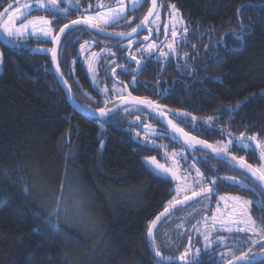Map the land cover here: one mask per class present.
Here are the masks:
<instances>
[{
    "label": "trees",
    "instance_id": "obj_1",
    "mask_svg": "<svg viewBox=\"0 0 264 264\" xmlns=\"http://www.w3.org/2000/svg\"><path fill=\"white\" fill-rule=\"evenodd\" d=\"M15 1L0 0V14ZM95 3L81 0L84 7ZM161 3L175 4L189 29L186 42L178 48L181 54L159 63L153 58L139 73L120 68L116 78L125 81L133 94L161 98L163 106L175 110L170 116L179 126L209 142L225 146L241 133L264 140V0H158ZM149 7L150 0H144L129 12V23L119 21L108 29H131ZM47 12L56 15L54 34L76 17L75 12L66 18ZM90 32H68L61 43L59 63L77 101L98 110L125 95L112 72L118 66L130 67L126 58L130 44L126 43L131 40L111 45L115 46V60L108 56L100 65V81L108 88L104 95L98 93L101 88L92 83L77 57L82 42L92 38ZM10 40L12 44L0 41V264H159L154 248L165 257L187 253L176 264H216L220 248L202 251L195 258L186 231L165 222L173 208L177 177L164 153L180 148L186 154L182 168L194 165L207 181L221 178L214 184V197L233 194L257 201L260 206L252 204V214L264 228V191L256 182L202 150L193 149L191 154L146 111L124 109L110 122L76 111L55 76L49 51L33 50L35 46L50 50L51 41ZM101 47L103 42L95 44V48ZM143 59L147 61V54ZM134 78L139 82L136 85L131 83ZM116 85L122 87L123 95L113 91ZM168 88L170 93L159 95ZM237 105L239 109L234 110ZM177 111L200 123L193 128L191 120L173 115ZM146 116L151 125L159 127V135H154L158 144L148 143V148L142 147L145 139L138 133ZM230 151L255 166L261 163L258 153L235 146ZM152 157L174 174L175 182L150 170L145 160ZM67 176L77 181L75 189L83 191L82 201L89 195L104 207L88 228L62 225L58 205ZM222 178L243 181L251 190ZM166 207L169 212L149 237L151 222ZM156 232L162 250L155 247ZM252 246L237 249L235 257ZM262 248L264 244L257 252Z\"/></svg>",
    "mask_w": 264,
    "mask_h": 264
},
{
    "label": "snow or ice",
    "instance_id": "obj_2",
    "mask_svg": "<svg viewBox=\"0 0 264 264\" xmlns=\"http://www.w3.org/2000/svg\"><path fill=\"white\" fill-rule=\"evenodd\" d=\"M116 2L120 5L119 7L113 8L111 5H96L98 9L100 8H107V11H97L95 16H89V15H82L77 17L74 20H71L69 23L64 24L63 27L59 29L58 34H54L53 30L51 27H45L48 25H51L54 21L43 19V18H36L35 20L29 21L27 24H21L19 27H10L12 24L13 20L16 17V13H21V9H17L16 13H13L11 16L8 17V22L3 25V31L6 33L7 37L17 38V42H21L22 38L25 35L29 36H36L39 38H43L45 41L50 40L56 45H59L61 42L62 37H66L67 33L70 31H76V30H85V31H95L97 33L102 32V27L101 26H110L111 24L115 23L116 20L118 19H123L128 11H134L138 5L142 4V0H131V2L128 4L127 7L124 6V0H116ZM61 3H67V7L60 8L59 5ZM92 6L90 5L89 8ZM175 8V6H171ZM243 7V6H242ZM79 8L78 0H36V2L29 6L25 4L23 6V14H27V12H30L32 10H45V11H55L58 16H61L63 18H66L71 11L77 10ZM89 9H84V12H87ZM155 15L156 19L150 20V17H153ZM159 17V12L157 10V0H152V7L148 9V15L145 16L144 20L140 25H137V27L132 28L131 32L127 33H119V34H113L109 33L108 35H118L119 38L121 39H131L134 34L139 33L140 30L142 29H147L151 35L152 29L147 28V25L153 24L156 26V32L157 35L159 34V24H157V20ZM37 24L40 25L39 28H37ZM29 25H32L30 28ZM177 25L181 26L183 28V32L178 34L176 31ZM165 28V40L161 41L160 45H154L149 43L148 47L145 49H138V52L143 55L147 54V61H141L137 60L135 56H131L130 59L134 61L138 65V71L142 70L144 67V64L147 62H150L153 58H156L157 63H159V60L161 58L163 59H168L171 57V55L175 52V44L180 43V42H186V35L189 31L187 27L183 26V21L182 20H173L172 22V29H171V37H172V43H167V34H168V25L164 26ZM149 40V36H145L143 38V41H139L141 43L147 42ZM166 45L167 51L164 50V46ZM81 50H85V46H81ZM157 50H159V56L157 57L156 53ZM40 51H50L52 54V61L55 63L57 60V48L53 47L52 49H40ZM2 55V54H0ZM122 71L127 72V69H121ZM115 72V70H113ZM56 72L59 73V66L57 64L56 66ZM133 85H136L139 83L138 81L135 80V78L131 82ZM98 93L106 95L108 92V89H97ZM115 91V89H113ZM166 93H170V88L168 89H162L159 93V95H165ZM70 97V93L68 94ZM131 99V102H134L136 105H143L145 106L144 108H141L140 111L144 110H149L150 114L153 115L155 118H157L160 121L166 122V125L168 127V131L171 132V135L173 137H176L179 139L180 137L177 134H182L183 136V143L188 146L190 149H194L196 147H200L201 149H210L211 152L214 154V158H219L225 160V162H235L232 163L231 166L236 168L239 172H241L242 175L248 177L251 180H254L260 184H264V142H260L257 140L256 137H247L245 136L244 133H241L240 137H235L232 136L231 140L229 141L228 145H225L223 147V150L221 151L220 149L214 148L212 145H209L206 141L202 140H196L195 137L189 138V134L185 133L183 129L177 128V126L173 123L172 120L167 119L168 116V110H165L163 106L157 104L155 101L145 99V98H140V97H131L130 93L128 97H121V100L124 103L128 102V99ZM107 103V101H105ZM87 108V106H83ZM240 105L236 106V109L238 110ZM120 108L119 105L115 106L114 109H107V108H100L98 110H93L88 108L87 111L91 113V118L93 119H101L104 120L105 122H110V118L115 114V111H118ZM225 110L227 109V106H225ZM178 119L181 120H191L192 121V127L195 128V125L197 123H200L199 121L196 120V118L189 116L187 113L183 112H175L173 113ZM211 120V118H210ZM214 123V121H212ZM209 123V122H205ZM145 129L148 128L147 125L144 126ZM210 127V124H209ZM222 131V130H218ZM159 135V133H156ZM167 134V132L165 133ZM231 136V133L228 134ZM139 136H137V140H139ZM191 141H195V143H191ZM253 141L255 143L253 144ZM230 146H235L238 148H241L244 151L250 152V153H258V159L260 160L259 166H253L252 164H249L245 157H236V156H227L226 153L229 152ZM142 147L148 148L149 144L147 141V138H145ZM157 149L159 146H155ZM179 156L181 158L186 159L184 157L183 153H180ZM200 159H206V157H202ZM145 163L149 166L150 170L154 174H158L161 177H167L168 182H175V177L174 174L170 175V170L165 168L163 165H159L156 162V158L152 157L148 160H145ZM190 167L194 168V165H191ZM197 172V176L193 178V181L199 186L201 183H210V184H215L217 182V179L221 178H213L211 180L205 181V178L203 177V174L199 172L198 169H195ZM226 179L228 182L236 185H240L241 187L247 188L248 190H251V188L244 184L243 181L235 180L233 178H222ZM178 191V189H174ZM214 194V189L213 188H207V189H202L201 192H193L192 196L193 197H206V196H211ZM188 197H185V202L188 200ZM221 201L224 200H230L234 201L235 204L231 206L232 212L230 214V218L228 223H236L237 225L243 224L244 227L240 228L237 227L236 229L228 228L229 232L233 233H244L245 238L248 240V242L252 243L253 245H256L260 243V241L257 240H252L249 239L248 234H253V235H259L261 240H264V228H258L256 225L255 221L252 219L250 213H249V206L252 204H257V206H260L257 201L252 200H245L240 196H232V197H220L219 198ZM173 205H179L182 202L181 201H173ZM228 205L225 206V210L227 211ZM169 209L166 207L164 209V213H161V216H163L165 213H168ZM51 215V214H49ZM235 215L238 216L240 219L239 220H232L231 216ZM161 216H158L156 220L151 222V225L148 228V236L152 237L153 235V227L152 225H155L158 220H160ZM215 219V217H213ZM205 240V247L203 249L204 252H207L209 250V245L212 243L209 241L208 237H204ZM201 250H197L199 252ZM154 254L159 257V264H176L177 260L179 261H184L185 256L187 253L182 255L179 258L175 257H164L162 256L161 252L159 250H156L154 248ZM264 260V254H253L251 252L247 254H242L238 259H236L235 264H260V261ZM216 264H224L223 261V256L216 261ZM229 264H233L232 261H229Z\"/></svg>",
    "mask_w": 264,
    "mask_h": 264
},
{
    "label": "rangeland",
    "instance_id": "obj_3",
    "mask_svg": "<svg viewBox=\"0 0 264 264\" xmlns=\"http://www.w3.org/2000/svg\"><path fill=\"white\" fill-rule=\"evenodd\" d=\"M143 1L144 0H142V3ZM35 2L36 0H23L7 12V14L4 16L0 24L1 32L6 38L8 39L16 38V37H13V38L7 37L6 33L3 31V25L8 22L9 16H11L13 13H16V10L18 8L21 9L22 11L21 13H16V17L13 20L10 27H19L21 24H27L29 21L35 20L36 18H43V19L54 21V17L45 10H32L30 12H27V14H23V6L25 4L31 6ZM45 2H47V0H45ZM130 2L131 0H124V6L127 7ZM78 4L80 7L81 0H78ZM98 4L99 5H111L113 8L120 6L116 2V0H96V3L91 5L95 9L91 11L90 9L92 7L89 8L90 5H88L87 7H85V9H89V10L87 12L83 11V14L89 15V16H95L97 11H107V8L98 9L96 7V5ZM173 5L175 6V8L171 7ZM139 6L140 5H138L137 7ZM82 8L84 9V6H82ZM39 11L42 13H40ZM129 12L131 11H128L125 16H127ZM158 12H159V17L157 20V24H159L160 26L159 34L157 35L156 26L153 24H150V28L152 29V33H153L152 39L148 40L147 42H143L139 44L136 47L135 52H138V49L147 48L149 43L154 44V45H160L161 41L165 40V28H164L165 25H168L167 43H172L173 41L171 37V29H172L173 20H182L183 26L186 27L185 19L180 14V11L175 4H168L164 6L161 3L158 7ZM154 19H156V17H154ZM120 20L122 19H118L116 20V22H119ZM111 25L101 26V27L102 29H106L108 27H111ZM29 27L31 28L32 25H29ZM36 27L39 28L40 25L37 24ZM45 27H51L53 32L55 31L54 23H52L51 25L45 26ZM176 31L178 32V34H180L183 32V28L177 25ZM27 37L28 38L32 37L38 40H44L43 38H39L36 36H29V35L24 36V38L26 39ZM181 43L182 42L175 44V52L171 55V57H174V58L179 57L181 53L178 50V48ZM129 44L130 46L132 45V43H126V46ZM82 45L85 46V50L83 51L81 50ZM33 50L39 51L40 47L35 46ZM164 50L167 51L166 45L164 46ZM109 54L114 55L116 53L112 51L111 49H107L104 47H101L100 49L95 48V42L91 39L85 40L80 45L79 49L77 50V57L78 59H80L83 66L85 67L86 72L88 73L92 83L96 87L99 86L101 90L108 89L107 87H105V84H102V82L100 81L99 69H100V65L102 61L104 59L106 60V57H108ZM156 55L157 57L159 56V50H157ZM130 56H134V55L130 54ZM130 56L129 55L126 56L128 61H131ZM160 60L164 61L166 59L161 58ZM115 90L117 92L120 91V95H123L121 86L116 85ZM119 100L120 99L114 102H111L108 106L110 108L114 107ZM137 110H140V109L133 107V106L125 109V111H128V112L137 111ZM150 123L151 122L149 121V118L146 116L145 125H147L148 128L145 129L144 127L145 125H144L143 127H140V129H138V133H140L144 139L147 138V141L149 144H158V141L154 139V135H156L157 133L156 130L159 127L155 125H151ZM261 142H264V140H262ZM103 147H104V141L102 142L100 149H103ZM180 153H183L184 157H186L185 152L181 148L179 150H174V151L166 150L164 153V156L166 157V162L169 164L173 172H175L176 174L175 177H177V183L175 184L174 189H178V191L175 190L176 194L172 202L176 200L181 201L182 199H185V197H190L192 196L193 192H195L199 188H203L206 185L205 183H201L199 184V186H197V184L193 181V178L197 176V172L195 170L197 168H195V166L194 168L190 167L191 165L189 167L182 168V160H184V158H181L179 156ZM76 183L77 181L75 180V178H72L71 180L69 176L66 177V181L64 183L62 195L60 197V202L58 205V209L61 211L62 218H63V220H61L63 221L62 225L64 227L65 226L67 227L75 226L77 228H88L93 221L94 222L96 221L95 217L97 215L99 216L103 212L104 207L101 201L97 199L93 200L95 199V197L91 198V196L89 195L87 196V198L84 196L86 200L83 198V201H82L81 199L82 197L80 193H83V191L79 189H75L77 187ZM72 185H75V187H73ZM207 188H210V186H208ZM213 195L206 196L203 198L199 197L198 199L191 200L181 205H173L172 203L171 204V206L173 207L172 211L171 213H168L165 216V219H166L165 222H168V224L172 225L173 228L182 229L184 232L186 231V235H188L189 237L188 240L193 243V249L191 252V256L193 254V256L195 255L194 257L196 258L203 251L205 247V243H206L204 240V237L207 236L209 241L212 242L209 245L208 251L212 252L215 249L220 248V250L217 251L218 260L221 258V256H223V261L228 262L229 260L235 257L237 253V249L242 248L247 245H251L252 243L248 242V240L245 238L244 233L242 232L233 233V232L228 231V228H232V229H236L237 227L243 228L244 225L243 224L237 225L236 223H231V224L228 223L230 214L232 212L231 206L234 205L235 202L230 201V200L221 201L219 199L220 197H232V196H239V195L222 194V195H219L218 197H214ZM242 198L245 200H249L245 197H242ZM226 205L229 206L227 211L225 210ZM249 213L252 219L255 221L258 228H262L260 223L254 218L252 214L251 205L249 206ZM213 217H215V219H213ZM231 219L235 221V220H239L240 218L238 216L232 215ZM166 236H167V231H164L162 235L163 242H166L165 241ZM248 236H249V239L261 241V238L259 235H253L250 233L248 234ZM159 239H160V236H159ZM160 242L161 240L160 241L158 240V232H156L155 247L157 249L162 250L160 247ZM198 243H201V245H197ZM228 245H231V247ZM197 250H201V251L197 252ZM256 253H257L256 250L253 251V254H256ZM175 255L177 254L172 253L167 257L179 258V256H175Z\"/></svg>",
    "mask_w": 264,
    "mask_h": 264
},
{
    "label": "water",
    "instance_id": "obj_4",
    "mask_svg": "<svg viewBox=\"0 0 264 264\" xmlns=\"http://www.w3.org/2000/svg\"><path fill=\"white\" fill-rule=\"evenodd\" d=\"M20 2H21V0H17V1H15V2H12V3L9 4L7 7L4 8V10H3V11L1 12V14H0V24H1V21H2V19L4 18V16L7 14V12H8L11 8H13V7L16 6L17 4H19ZM150 7H152V0H150ZM150 7H149V8H150ZM158 7H159V5H158V0H157V10H158ZM147 15H148V11L146 12V14L143 16V18L140 20V22H139L137 25H140V24L142 23V21L144 20L145 16H147ZM154 17H155V15H154L153 17H150V20H153ZM137 25H136L135 27H137ZM135 27H134V28H135ZM147 28H150V24L147 25ZM131 30H132V29H131ZM131 30H129V31H127V32H131ZM143 31H146V32L149 33V31H148L147 29H142V30L139 31L138 35H139L141 32H143ZM127 32H112V31H110V30L102 29V32H101V33L104 34V35H106V36H108V37H112V38L120 39L121 41L132 40V39H134L135 37L138 36L137 34H134L133 37H131V39H128V38L121 39V38L118 37V35H108L109 33L119 34V33H127ZM58 33H59V31L57 32V34H58ZM147 36H149V40H150V39H152V37H153V33H151V35H150V33H149ZM63 38H64V37L61 38V42H60L59 45H56V44L53 43V47H56V48H57V60H56L55 63L52 61L53 71H54V73H55V76H56L58 82L60 83V85H61L62 88L64 89V91H65V93H66V96H67V98H68V101L70 102V104L72 105V107H73L76 111H78V112H80V113H83V114H85V115L91 116V113H89V112L87 111V109H88L89 107H87V108L83 107L84 105H82L80 102H78L77 99L75 98V96H74V94H73V91H72V89H71V86H70L68 80L66 79V77H65V75H64V73H63V71H62V69H61V67H60V63H59V52H60V47H61V43H62ZM143 38H144V37L138 38V39H136V40L132 43V45H131L130 48H129L128 55H130L131 51H132V50H133V49H134V48L140 43L139 41H143ZM0 41H1L3 44H12V41H11L10 39L6 38V37L2 34L1 29H0ZM53 47H52V48H53ZM51 60H52V54H51ZM57 64H58V66H59V73L56 72V66H57ZM114 70H115V72L113 71V73H112V77H113V79H114L117 83H119V84H121L122 86H124V88H125V94H126V96H124V97H128V96H129V93H130V96H131V97H140V96H136V95H134V94L130 91L129 86H128V84H127L125 81H121V80H119V79L116 78L115 73H116V71L118 70V68H115ZM69 93H70V97H69V95H68ZM140 98H144V97H140ZM145 99H148V98H145ZM149 100H150V99H149ZM152 101H153V100H152ZM155 102H156V101H155ZM156 103L159 104L158 102H156ZM117 105H119L120 108H119L118 111H115V114H117L118 112H120V111H122V110H124V109H126V108H128V107H132V106H133V107H136V108H139V109L145 107V106H143V105H136L134 102H131L130 97H129L127 103H124V102L121 100V98H120V100L116 103L115 106H117ZM159 105H161V104H159ZM115 106H114V107H115ZM161 106H163V105H161ZM114 107L110 108L109 106H107V107H104V108H107V109H114ZM163 107H164L165 110H168V116H167V119L172 120L173 123L177 126V128L183 129L185 133H188V134H189V138H191V137H195L196 140L206 141L209 145H212L214 148L220 149L221 151L223 150V148L217 146L216 144H214V143H212V142H209V141H207V140H205V139H202V138L198 137L197 135H195V134H193V133L187 131L185 128L179 126V125H178V124H177V123L171 118V116H170V113L174 112L175 110L170 109V108H168V107H166V106H163ZM90 109H92V108H90ZM93 110H95V109H93ZM145 111L148 112V113H150L149 110H145ZM115 114H114V115H115ZM156 119H157V118H156ZM97 120H101V119H97ZM159 122H160V123L163 125V127L168 131V127H167V125H166V122H163V121H160V120H159ZM168 132L171 134L170 131H168ZM177 135L180 137V138L177 139V140H178V141H179V142H180V143H181V144H182V145H183V146H184V147H185V148H186V149L192 154V150H193V149H190L188 146H186V145L182 142L183 139H184L183 136H182V134H177ZM175 138H176V137H175ZM191 143H195V141H191ZM254 143H255V141H253V144H254ZM194 149L202 150V151H204V152H206V153H208V154L214 156V154L211 152L210 149H201L199 146L196 147V148H194ZM226 155L229 156V157H231V156H236V155H234V154L231 153V152L226 153ZM236 157H238V156H236ZM216 159H218V160H220V161H222V162H225V160H223V159H219V158H216ZM247 162H248L249 164H252V163L249 162V161H247ZM226 163H228V164L231 165L232 163H235V162H226ZM252 165L255 166L254 164H252ZM253 181H254V180H253ZM254 182H256V181H254ZM256 183H257V184L260 186V188L264 191V184H260V183H258V182H256ZM188 198H189V199H188L186 202H185V199H182V200H181V202H182L181 204H185V203H187V202H189V201H191V200L198 199L199 197H193V196H190V197H188ZM181 204H179V205H181ZM161 213H164V211L161 212ZM161 213H160L159 215H157V216L154 218V220H156L158 216H161ZM165 214H166V213H165ZM165 214H164V215H165ZM164 215H163V216H164ZM163 216H161V218H162ZM161 218H160V219H161ZM154 220H153V221H154ZM158 222H159V220L156 222L155 225H152L153 230H154V228H155V226L157 225ZM263 244H264V240H261L260 243L254 245L252 248H250L249 250L245 251V252L242 253V254H247V253H249V252L253 253V251H255V250L257 251L258 247H259L260 245H263ZM242 254H240V255H238V256L232 258V259L229 260V261H232L233 264H235L236 259H238ZM256 254H264V248H262V249H261L260 251H258ZM164 257H165V256H164ZM229 261L226 262L225 264H229ZM261 261H263V260H261ZM261 261H260V262H261ZM181 262H183V261H179V260H177L176 263H181Z\"/></svg>",
    "mask_w": 264,
    "mask_h": 264
},
{
    "label": "flooded vegetation",
    "instance_id": "obj_5",
    "mask_svg": "<svg viewBox=\"0 0 264 264\" xmlns=\"http://www.w3.org/2000/svg\"><path fill=\"white\" fill-rule=\"evenodd\" d=\"M68 5H66V7H67ZM82 6H83V4H81V6L77 9V10H73V11H71V12H75L76 13V17H74V18H71V20H74V19H76L77 17H79V16H82V15H84L83 14V10L85 9V7H84V9L82 8ZM59 7L60 8H64V7H62V6H60L59 5ZM52 12V11H51ZM53 12H55V11H53ZM70 12V13H71ZM129 14V13H128ZM53 17H56V15L55 16H53ZM67 17H71L70 15H68ZM127 18V19H126ZM126 19V20H125ZM120 21H122V24H127V23H129V16L127 15V16H125L122 20H120ZM140 22V21H139ZM69 23V22H68ZM67 24V23H66ZM64 26V25H63ZM62 26V27H63ZM135 27V26H134ZM134 27H132V28H134ZM131 28V29H132ZM107 30H110V29H108V28H106ZM131 29H129V30H131ZM129 30H127V31H129ZM110 31H112V30H110ZM127 31H121V30H116V31H112V32H127ZM55 32V31H54ZM91 33V36H92V38H90L91 40H93L94 42H95V44H101L102 42H103V47L104 48H107L108 46H111V45H115L116 43H118L119 42V40L120 39H118V40H116V41H111V40H107V39H105L104 37L106 36V35H104V34H102V33H97V32H95V31H91L90 32ZM149 33L148 32H146V31H143V32H141L137 37H135L134 39H132L131 40V42L130 43H133L136 39H138V38H141V37H145V36H147ZM106 37H108V36H106ZM110 38H112V37H110ZM114 39H117V38H114ZM105 41V42H104ZM83 43V42H82ZM139 44H141V42L139 43ZM138 44V45H139ZM105 45V46H104ZM137 45V46H138ZM136 46V47H137ZM52 47H53V42H51V46H50V49H52ZM115 46H111V47H109V48H107V49H111V50H113V48H114ZM136 47L131 51V53L130 54H132V55H134L135 57H136V59L137 60H141V61H143L144 59H143V55H141L139 52H135V49H136ZM130 48V47H129ZM98 49H100V48H98ZM129 51V50H128ZM109 52V51H108ZM50 55H51V52H50ZM115 55L116 54H114V55H110L109 54V56H113V58L115 57ZM127 55H128V52H127ZM130 56V55H129ZM131 57V56H130ZM129 65H130V67L129 68H127V71L130 73V74H134V73H139L140 72V70L138 71L137 69H138V65L134 62V61H129ZM178 65H183V63H178ZM116 68H118V70L120 69V68H123V69H125V67L123 66V67H121V66H118V67H116ZM117 70V71H118ZM117 71H116V73H117ZM113 73V72H112ZM116 73H115V76H116ZM161 75V74H160ZM178 79H180L179 77H177ZM161 80H163V78H160V81ZM145 81H146V79L145 80H143V86L146 88L147 87V84H145ZM124 87V86H123ZM134 95H136V96H140V97H144V95H139V94H134ZM124 96H126V94L124 95ZM123 96V97H124ZM159 99H161V98H154L153 99V101H156V102H158L159 104H161L160 103V100ZM162 105V104H161ZM145 111V110H144ZM214 144H216L217 146H219V147H221V148H223L224 147V144H222V143H220L219 141H217V142H214ZM185 148V147H184ZM185 150H187L186 148H185ZM229 152H231L230 150H229ZM231 153H233V152H231ZM234 155H236L235 153H234ZM190 166V165H189ZM189 166H187V167H189ZM203 174V173H202ZM207 181V180H206ZM205 186L203 187V188H199V189H197L195 192H197V193H199L200 191H202L201 189H206L208 186H210L211 188H213L214 187V185L213 184H210V183H207V182H205ZM215 190V189H214ZM214 193H215V191H214Z\"/></svg>",
    "mask_w": 264,
    "mask_h": 264
}]
</instances>
